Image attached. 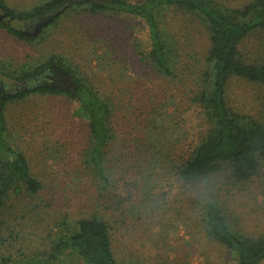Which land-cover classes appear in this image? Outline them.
Wrapping results in <instances>:
<instances>
[{"label": "rangeland", "instance_id": "374dc122", "mask_svg": "<svg viewBox=\"0 0 264 264\" xmlns=\"http://www.w3.org/2000/svg\"><path fill=\"white\" fill-rule=\"evenodd\" d=\"M3 1L15 10H27L46 0ZM217 1L236 7L248 0ZM55 15L59 16L56 21ZM0 16L13 28L33 36L26 41L0 28V62L16 69L33 67L49 56L63 57L112 100L115 141L108 148L112 165H134L139 156L136 149L143 141L140 137L150 126L145 125L146 118L153 110L159 115L164 109L169 112L154 123L163 137L160 147L169 156L163 165L146 170L151 176H139L138 169L149 160L144 156L142 166L135 165L127 176H111L118 189L108 191L124 198L122 210L112 204L106 215L116 259L134 264H236L234 253L206 236L201 211L193 202L198 188L182 184L169 173L191 153L207 128L193 98L210 45L203 24L177 9L157 15L170 37L175 60V78H165L141 60L140 52L149 49V40L140 18L84 12L62 16V9L29 21L10 18L2 11ZM240 49L247 60L263 61L264 33L253 32ZM48 84L76 89L71 78L56 67L31 81L0 76L3 94ZM227 101L235 111L264 121V84L234 77L227 87ZM77 110V104L65 95L34 94L7 103V140L25 155L31 173L42 185L32 200L15 195L9 200L1 231L7 229L6 235L10 232L13 238L8 251L15 264H32L38 258L32 255L45 252L65 217L76 220L96 208V188L81 169L87 131L83 119L75 114ZM222 175L211 182L229 224L247 235L264 233V159L243 183ZM54 264L84 263L77 255L67 254Z\"/></svg>", "mask_w": 264, "mask_h": 264}, {"label": "trees", "instance_id": "16d2710c", "mask_svg": "<svg viewBox=\"0 0 264 264\" xmlns=\"http://www.w3.org/2000/svg\"><path fill=\"white\" fill-rule=\"evenodd\" d=\"M60 9L62 16L65 12H84L89 15L127 14L140 18L147 26L149 40V49L140 52L141 60L165 78H175V60L170 37L160 26L157 15L177 9L192 14L203 24L209 34L210 45L205 70L193 98L207 128L191 153L175 163L169 173L182 184L198 188L193 202L201 211V221L210 241L234 253L236 264H261L264 261V233L252 236L234 229L216 198L217 189L211 181L228 174L232 182L243 183L257 172L261 159H264V121L235 111L227 101V87L234 77L264 84V60L249 61L240 49L253 32L264 33V0H248L236 7L217 0H46L27 10H15L0 0V11L17 20L43 18ZM58 18L55 15L53 20ZM0 28L20 39L33 40L30 33L13 28L1 17ZM49 67L66 73L76 89L69 91L65 87L48 84L28 87L13 94L0 92V264H15L14 256L8 251L13 238L10 232L6 235L7 229L1 231L11 196L32 200L42 188L31 173L25 155L7 140L5 117L8 101L34 94L65 95L77 104L75 114L83 119L87 131L81 169L86 176H90L98 196L94 212L76 220L65 217L57 224L59 232L56 239L51 241L45 252L32 255L38 257L33 259L32 264H54L67 254L77 255L84 264H134L118 261L115 257L110 233L112 226L106 215L112 204L122 210L120 205L124 198L115 193L111 196L108 191L118 189L117 180L111 176H127L132 167L142 166L144 156L149 160L144 168L138 169L139 176H151L146 170L163 165L169 156L160 147L163 137L154 123L158 124L159 119L169 112L164 109L159 115L158 110H153L152 116L146 118L145 125L150 126L140 137L143 141L136 149L139 156L134 165H112L108 148L115 141L112 123L114 104L63 57L49 56L33 67L25 65L16 69L0 62V76L31 81ZM164 167L168 168L167 163Z\"/></svg>", "mask_w": 264, "mask_h": 264}, {"label": "water", "instance_id": "95a60500", "mask_svg": "<svg viewBox=\"0 0 264 264\" xmlns=\"http://www.w3.org/2000/svg\"><path fill=\"white\" fill-rule=\"evenodd\" d=\"M77 2H79V1H77ZM6 15V14H5ZM1 17V16H0ZM2 18V17H1Z\"/></svg>", "mask_w": 264, "mask_h": 264}]
</instances>
